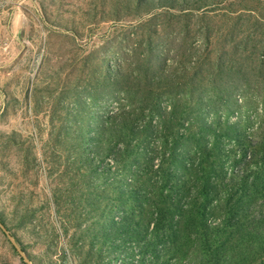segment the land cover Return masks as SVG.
Here are the masks:
<instances>
[{
  "label": "rangeland",
  "instance_id": "rangeland-1",
  "mask_svg": "<svg viewBox=\"0 0 264 264\" xmlns=\"http://www.w3.org/2000/svg\"><path fill=\"white\" fill-rule=\"evenodd\" d=\"M112 1L0 0V264H126L124 249L91 241L99 224L78 179L89 134L117 107L154 104L136 124L150 119L145 141L159 149L164 139L151 134L177 104L222 120L223 150L263 149L264 88L211 77L236 74L217 63L232 49L217 39L221 17L205 23L162 3L107 16ZM224 158L227 173L241 165Z\"/></svg>",
  "mask_w": 264,
  "mask_h": 264
},
{
  "label": "trees",
  "instance_id": "trees-1",
  "mask_svg": "<svg viewBox=\"0 0 264 264\" xmlns=\"http://www.w3.org/2000/svg\"><path fill=\"white\" fill-rule=\"evenodd\" d=\"M158 3L186 17L197 13L205 23L213 21L210 14L221 17L217 39L232 49L227 61L219 56L217 63L231 62L236 74L217 76L212 69L215 84L264 88V0H113L115 12L107 16L120 17L121 9L149 12ZM153 106L117 107L89 134L87 165L78 179L89 186L87 206L99 224L91 241L124 249L126 264H169L172 258L170 264H264V142L262 150L250 144L223 150L222 136L230 133L225 123L177 104L151 134L166 146H149L151 121L136 120L153 117ZM225 155L240 167L227 173Z\"/></svg>",
  "mask_w": 264,
  "mask_h": 264
},
{
  "label": "water",
  "instance_id": "water-1",
  "mask_svg": "<svg viewBox=\"0 0 264 264\" xmlns=\"http://www.w3.org/2000/svg\"><path fill=\"white\" fill-rule=\"evenodd\" d=\"M1 226H2V228H3V230L5 231V232H7V229L5 228V226L1 223ZM8 236H9V238H10V240L13 242V243H15V239L13 238V236L8 232ZM24 256H25V254H24Z\"/></svg>",
  "mask_w": 264,
  "mask_h": 264
}]
</instances>
